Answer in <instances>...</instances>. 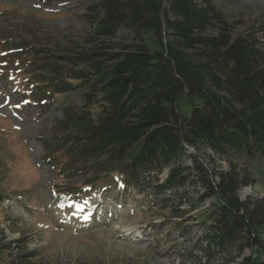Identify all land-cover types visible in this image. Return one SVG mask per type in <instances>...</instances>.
I'll list each match as a JSON object with an SVG mask.
<instances>
[{"label": "trees", "instance_id": "16d2710c", "mask_svg": "<svg viewBox=\"0 0 264 264\" xmlns=\"http://www.w3.org/2000/svg\"><path fill=\"white\" fill-rule=\"evenodd\" d=\"M85 9L89 47L52 54L19 46L33 60L38 106L78 92L83 101L63 109L43 149L91 173L88 187L117 175L125 188L160 198L163 209L175 202L163 240L222 264H264V193L241 199L252 178L233 162H264V20L236 27L214 0H99ZM183 98L196 101L186 116ZM5 199L0 194V204ZM6 264L44 261L21 251Z\"/></svg>", "mask_w": 264, "mask_h": 264}, {"label": "rangeland", "instance_id": "374dc122", "mask_svg": "<svg viewBox=\"0 0 264 264\" xmlns=\"http://www.w3.org/2000/svg\"><path fill=\"white\" fill-rule=\"evenodd\" d=\"M98 1L0 0V194L6 196L0 204V264L21 251L36 252L44 264H222L219 256L206 260L200 253L186 251L179 240H163V232L170 228L168 211L175 202L163 209L160 198L133 186L125 188L117 175H102L105 181L90 185L95 189L88 187L85 180H92L91 173L84 177L82 171L70 170L61 152L51 157L42 147L40 140L51 139L50 131L63 109L80 108L83 101L78 92L40 100L44 103L38 106L31 93L35 82L28 75L33 60L19 46H38L52 54L89 47L93 26L87 23L85 7ZM214 2L236 27L244 29L264 20V0ZM126 35L124 30L117 33L118 38ZM195 103L181 99L179 113L186 116ZM183 162L189 164L187 159ZM233 162L252 178L239 197H261L264 162L245 158ZM217 164L228 169L224 162ZM165 177L163 171L158 180ZM186 191L188 197L196 195ZM190 232L189 244L196 230Z\"/></svg>", "mask_w": 264, "mask_h": 264}, {"label": "water", "instance_id": "95a60500", "mask_svg": "<svg viewBox=\"0 0 264 264\" xmlns=\"http://www.w3.org/2000/svg\"><path fill=\"white\" fill-rule=\"evenodd\" d=\"M32 161H34V163L36 164V166H37L38 168H41V166L39 165V163H38L36 157H34Z\"/></svg>", "mask_w": 264, "mask_h": 264}, {"label": "snow or ice", "instance_id": "6c2138e0", "mask_svg": "<svg viewBox=\"0 0 264 264\" xmlns=\"http://www.w3.org/2000/svg\"><path fill=\"white\" fill-rule=\"evenodd\" d=\"M85 203H87V202H85ZM79 207V206H78Z\"/></svg>", "mask_w": 264, "mask_h": 264}]
</instances>
